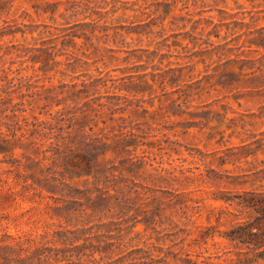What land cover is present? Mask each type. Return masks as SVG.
I'll list each match as a JSON object with an SVG mask.
<instances>
[{
    "label": "rangeland",
    "instance_id": "374dc122",
    "mask_svg": "<svg viewBox=\"0 0 264 264\" xmlns=\"http://www.w3.org/2000/svg\"><path fill=\"white\" fill-rule=\"evenodd\" d=\"M0 1V123L25 133L0 154L16 191L0 235L49 264L231 248L200 232L241 213L226 198L264 191V0ZM53 175L72 192L43 188Z\"/></svg>",
    "mask_w": 264,
    "mask_h": 264
},
{
    "label": "trees",
    "instance_id": "16d2710c",
    "mask_svg": "<svg viewBox=\"0 0 264 264\" xmlns=\"http://www.w3.org/2000/svg\"><path fill=\"white\" fill-rule=\"evenodd\" d=\"M1 3L2 1H0V10L2 8ZM31 59L34 62H37L42 60L43 57L42 55L37 54L33 55ZM60 103V101L56 102V104ZM4 126L7 128L5 129L6 131L3 129ZM23 136H25V133H21L18 135L15 129L9 127L8 125H6V123H0V154H7L9 152H12L16 147L25 148L24 143L21 141V138ZM61 137L63 138V140H66L68 135H63L61 133ZM30 142L35 141L31 140ZM81 142L82 141H79L78 146H81ZM64 143L67 142L64 141ZM57 144L59 145V143ZM48 146L50 148H47L43 151L45 158H49V156H47L48 151H53L54 148L60 149L59 146H55L51 142L48 144ZM82 148H79L77 150V155L80 157L85 156L84 151L81 150ZM20 164L21 162L18 163L19 172H21L19 170ZM86 164L87 173L90 174L92 172V161L90 158L87 160ZM18 176L24 177L23 181L27 182L28 178H32V173H21L18 174ZM6 183V180L0 178V209L4 208L5 202L13 200V195L16 193V191H14L15 189H13L12 186L6 187ZM26 185L27 184L22 186L25 187ZM41 185L47 191L56 193L58 192L61 194L66 192V190L68 189L69 192H72V190L74 189L72 185L65 179V177H58L55 175H53L51 179H46V181H44V183H42ZM28 187L36 189L35 185H33V183L31 182L29 183ZM236 196L237 197L234 198H226V200L235 202L236 205H239L242 208L241 213H239V215H236L237 217L233 219V221L229 225V228L222 233L220 232V230L200 232L201 240H204L205 242L208 236L214 237L217 232L219 235L223 236L230 244H232V247L224 250L222 253L220 252L210 255L195 254V258H192L191 254L188 252L186 253L185 257L177 259L180 260L181 264H264V191L244 189L241 192L237 193ZM212 227L214 226H210L207 228L209 229ZM6 237H12V235L8 233H6L5 236L0 235V254L2 257V264H9L12 261H15L19 264L51 263L49 257H40L39 247H35L31 251V253H28V249L25 248V245H23L19 241L10 243L7 241ZM17 246H20L18 250H16ZM24 251L25 254L22 255ZM14 252L17 253V256L12 257L9 255Z\"/></svg>",
    "mask_w": 264,
    "mask_h": 264
}]
</instances>
